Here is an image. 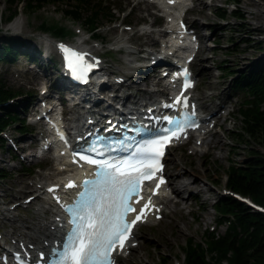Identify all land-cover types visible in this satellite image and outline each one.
Segmentation results:
<instances>
[{"label": "rangeland", "instance_id": "1", "mask_svg": "<svg viewBox=\"0 0 264 264\" xmlns=\"http://www.w3.org/2000/svg\"><path fill=\"white\" fill-rule=\"evenodd\" d=\"M102 1L108 7L115 8V20L112 22L104 19L98 20L96 31L98 36L94 38L95 36L84 24L83 19L77 20L63 14L62 9L65 8V4L49 3L39 10L27 11L24 0H19L16 14L8 20L6 17L11 13L15 4L9 0H0V39L2 36H11L18 42H23L21 50L31 53L35 60V63L31 64L29 58L25 54H20L22 51H18L12 62H0V77L3 78L5 84L21 91L20 97L16 98L17 104L22 106L23 98L26 97V94H31L33 105H38L40 100L36 99L44 88H50L54 92L59 88L58 91L62 92L60 70L56 71L55 49L47 47V44L41 39L43 37L52 38L58 45L62 42L76 44L80 38L81 40L87 39V45L97 46L96 55L105 59L106 68L113 69L112 72L115 71V68L121 69L126 64H123L124 51L111 50V47L117 49L121 43L128 41L127 44L131 49H141L144 54L147 50L153 51V48H161L158 44L153 47L151 45L153 41L143 35L144 30H152L153 22H162V25L155 28L156 31L164 28L166 23L165 19L156 17L153 4L139 3L138 0ZM189 7L187 19L197 28L200 45L194 62L191 64L197 82L193 97L198 104L202 101L205 104L208 103L207 105L210 107L226 104L231 115L226 119L218 117L217 120L208 123L210 126L216 122L211 126L210 131L216 132L224 142V146L217 151L216 148L209 145L203 149V152H195L192 149L194 143L192 138L169 149L166 157V172L169 182L173 185L174 181L169 175L171 169L177 168L191 174L193 168L197 167L200 169L201 179L206 185L204 193L199 198L185 194L186 205L182 204L180 210L167 209L168 216H163L155 223L148 222L140 225L135 231L137 240L130 244V248L126 252L119 255L120 264H185L183 251L189 240L194 243L202 242L209 230L223 233L227 224L218 223L219 216L214 206L219 197L229 193L225 187L227 168L232 163L241 164L248 154L249 145H255L251 141L243 142V140L234 137L236 134L233 132L237 131L241 125L239 110L247 93L235 90L233 76L230 77V74H226L224 69L219 66L226 65L235 73H245L263 59L264 23L259 25L256 16L263 14L264 2L260 0H199L189 1ZM219 7L226 12V17L220 18L217 15L216 9ZM233 10L242 16L233 15L231 13ZM17 18H21L22 25L18 31L13 32L9 26ZM42 23L49 29H54V26L58 25L65 28L68 33H72L66 37L44 33L39 28ZM49 31L53 33L52 30ZM89 36L94 39L88 41ZM154 39L160 41L157 35ZM148 59L143 62L147 64ZM118 72L125 75L122 71L116 70V73ZM132 73L135 75L134 71ZM138 75L145 76L147 74ZM107 78L110 80L112 76L107 75ZM138 87H143L142 91L145 92L150 88V85L149 83L140 84ZM134 89L127 91L132 92L136 90ZM211 94L215 95L205 97ZM60 95L67 104L64 91ZM68 104L70 105V102ZM202 109L205 112L208 111L207 108ZM18 112L23 118V109L19 107ZM223 112L222 110L220 115ZM31 118L33 117L27 116L25 122H29ZM20 126V123L11 125L2 133L5 143L0 147V169L3 173V176H0V209L5 206H15L17 202L23 203L32 193L27 190L21 197L15 199L17 179L21 178L24 181L23 184L31 186L34 181L40 179L38 174L50 173L54 167L53 160L51 165L45 169L39 165L40 159L25 160V153L35 152V149H20L21 151H19V146H28L31 141L37 147L36 136L38 133L34 132L30 135L28 131V134L20 135L18 134ZM29 128L31 129L30 126ZM210 134L209 132L206 134L208 141L212 140ZM42 182L46 185L48 181L42 180ZM171 196L174 197L173 193ZM13 199L15 202L12 201ZM188 205L191 207H187ZM18 211L23 217H32V208H19ZM201 216H205V220L202 221ZM176 222L179 223V228L174 225ZM9 228V223H1L0 234L2 235Z\"/></svg>", "mask_w": 264, "mask_h": 264}, {"label": "trees", "instance_id": "2", "mask_svg": "<svg viewBox=\"0 0 264 264\" xmlns=\"http://www.w3.org/2000/svg\"><path fill=\"white\" fill-rule=\"evenodd\" d=\"M9 1L15 6L7 15L8 20L16 14L19 0ZM49 3L65 4L63 14L77 20L83 19L95 37L98 36V20H115V8L108 7L102 0H24L27 11L39 10ZM216 13L220 18L226 17V12L220 7L216 9ZM231 13L237 17L242 16L235 10ZM54 27L49 29L43 23L39 25L42 32L57 37H66L72 33H68L61 26ZM21 45L23 42H18L11 36H2L0 62H12L18 51H22L20 54H25L29 61L34 60L31 53L21 50ZM219 67L226 74H230V77L233 76L235 90L247 93L239 110L241 125L233 132L236 134L234 137L256 145H249L248 154L241 164L232 163L228 166L225 187L264 207V57L245 73H235L226 65ZM20 95L21 91L8 87L0 77V147L5 143L1 132L11 125L21 124L18 132L20 135L28 131V124L18 112L19 107L23 109V105L17 104L16 100ZM29 97L32 95L26 94L23 104ZM0 176H3L1 169ZM214 208L219 216L218 223L227 224L225 231L218 233L209 230L199 243L189 240L183 251L185 264H264V212L251 207L231 193L219 197Z\"/></svg>", "mask_w": 264, "mask_h": 264}, {"label": "bare ground", "instance_id": "3", "mask_svg": "<svg viewBox=\"0 0 264 264\" xmlns=\"http://www.w3.org/2000/svg\"><path fill=\"white\" fill-rule=\"evenodd\" d=\"M170 1V0H168ZM178 1V0H174ZM192 1H199V0H192ZM138 2H146L148 4H153L154 13L157 14H165V13H176L184 9L186 6L189 7V0H179L174 6H168L167 0H138ZM189 10H187V13ZM263 14H258L256 18L258 19V24L264 23V8L262 9ZM153 22L152 24H154ZM189 28L193 31L190 35L195 36L197 40H199L198 31L197 28L190 24ZM22 25L21 18H17L12 24H10L9 29H11L13 32H16L19 30L20 26ZM262 26V25H261ZM172 38L168 39L165 42L168 46H166V49H169L173 43H176L178 41H182L184 39L183 34H181L178 31H172ZM161 34V35H160ZM165 30H159L156 31L155 29L152 30H144V34L148 36L153 43L151 44L153 47L160 45L161 49L163 46L162 40H156L154 39L155 35H160L161 37L165 35ZM159 37V36H158ZM44 40V42L47 44V47H53L54 49L56 46H58V43L55 42L50 37H43L41 38ZM55 39V38H54ZM59 41V40H58ZM121 41V40H120ZM118 41V42H120ZM123 41V40H122ZM128 42V41H127ZM127 42H123L119 45L117 49L120 51H124L125 59L123 61L124 66L123 68H115V71L112 72L110 68H106V65L103 61H101L100 65H98V76L97 81L95 85H91V88L89 91L85 93H81V87H65L63 82L62 85H60V89L62 92L65 93V101L72 103V105L76 106V110L74 111L75 118L72 119L71 117H66L65 119L69 122L70 127L72 129H78V127L81 125V118H83L82 115H80L79 110L89 111V115L96 116L99 115L100 117L104 116L103 111L105 109H108L107 105L110 103L111 105L114 103L109 102L108 96L105 95V92L113 93L116 97H119V99H131V102L128 104V106H131L134 104V106L137 104L138 106H142L141 103L147 101L146 99L154 98L156 94L164 95L167 92L166 89L162 87L156 88H148L145 92L142 91L143 87H138L140 84L145 85L150 83L148 74L145 76L140 75H134L133 70L136 68L133 66L129 67V63L131 62V59L135 56L136 52H141V49H131L130 46H128ZM87 45V39L80 40L75 44L76 47H80L81 45ZM150 45V46H151ZM195 45H193L194 47ZM88 47V46H86ZM97 46H89V48H85L84 50L88 52L89 55H94V52H96ZM146 54L152 55V50L145 51ZM133 57H132V56ZM97 59V58H96ZM150 61V58L148 59V62ZM31 64L35 63L34 61H30ZM147 62V63H148ZM116 70L122 71V73H125V75L120 74L119 72L116 73ZM155 70V69H154ZM107 75H111L112 79H108ZM147 76V77H146ZM105 79V80H104ZM111 81V82H108ZM135 88V91L129 92L128 89ZM59 88L55 90H51L50 88H45L42 97L44 99H47L51 102H63L61 95L62 92L58 91ZM59 92V93H58ZM215 94L206 95L205 97H213ZM121 97V98H120ZM226 97V96H225ZM88 99L93 106V110L91 108L87 107L86 105H83V100ZM210 99V98H209ZM154 99L153 101H155ZM202 100V99H201ZM226 100V99H225ZM41 101H38V104ZM205 102V101H204ZM212 103V102H211ZM66 104V103H65ZM107 104V105H106ZM153 104V103H152ZM208 104V103H207ZM203 103L202 101L199 102L200 108H207L208 111L205 113L206 115H210L209 121L211 122L212 119L217 120L218 117H221L223 119H226L229 115H231L230 111L227 109L226 104L222 106L217 107H210ZM37 104H35L36 106ZM69 105V104H68ZM27 107L29 108L30 105L28 104ZM135 111L138 112L137 107L135 106ZM224 111L223 114L220 115L221 111ZM98 111V112H97ZM109 116H106L107 118ZM87 119V118H86ZM71 123H74V125H71ZM212 136V140L208 141L206 136V130L204 132H198L193 137L194 143L192 145V149L195 152H203V149L206 148L209 145H212L213 148L221 149L224 146V142L222 139L219 138V136L216 134V132L212 133V130L209 131ZM205 134V135H204ZM209 135V136H210ZM27 142V141H26ZM23 144H25L23 142ZM198 144V145H197ZM33 143L31 146L28 145H20V149H29L30 147L34 146ZM192 151V152H193ZM54 152V151H53ZM37 153V149H35V152L28 151L25 153V157H27L26 160H36L38 158H34V154ZM54 160V167L52 169V172L47 174H38L37 176L40 178L37 181H34L31 186H28L26 184H23L24 181L20 178L16 180V192L14 194L15 199L18 197H21L23 195V192L29 190L32 193L29 195L28 199L23 202L19 203L17 202L15 206H5L4 208L0 209V224L1 223H9L10 228L6 231H4L3 235L5 238V241L8 240L13 243V245H10L11 247H24L26 246V249L33 248L35 250L43 248L45 240H48L49 238L55 239L56 234L58 232V222L61 218L60 212L58 209V204L55 202L54 198H51V185H59L62 186L64 184L65 177L72 176V178L76 177V169L74 167H71L67 164L66 159H61V157L56 162L55 159H57V155L52 157ZM200 169L197 167H194L192 170V175L188 174L186 171H182L180 169H171L169 171V175L171 176V179L174 181L173 185L171 182H169L168 187L163 188L161 190V195L155 196L152 200V204L154 205V210L152 213L148 214L146 217V222L148 223H155L156 215L161 214L163 216H168L167 209L169 210H180L181 205H186V199L185 194H188L190 196H194L195 198H199V196H202L204 193V189L206 188L205 183L202 181V176L200 175ZM76 174V175H75ZM169 179V177H168ZM42 180L48 181L46 185H44V182ZM168 188L170 190H168ZM173 193L174 197L171 196ZM70 194V190L68 191H62L59 195L56 197L58 198H67ZM175 197H178L177 199H174ZM15 199L12 201L15 202ZM17 201V200H16ZM191 207V206H187ZM19 208H25L30 209L32 208V217H23L21 213L18 211ZM158 210H160L158 212ZM201 220H205V216H201ZM19 224V225H18ZM179 228V223L176 222L174 224ZM137 240L136 238V232L133 233L132 239L130 241ZM34 245V246H32ZM36 245V246H35ZM3 252L5 253V248L1 247ZM17 251H22L21 249ZM6 254V253H5ZM1 261V260H0ZM2 263V262H1ZM3 264V263H2ZM8 264V263H7Z\"/></svg>", "mask_w": 264, "mask_h": 264}, {"label": "snow or ice", "instance_id": "4", "mask_svg": "<svg viewBox=\"0 0 264 264\" xmlns=\"http://www.w3.org/2000/svg\"><path fill=\"white\" fill-rule=\"evenodd\" d=\"M61 50L65 54L67 66L77 74L78 78H82L83 73L92 67L85 62L86 53H79L63 46H61ZM183 75L185 76L184 88L187 89L190 85L187 81L186 70ZM182 96L183 93L177 96L172 104H166L164 107L173 108L176 105L186 107V98L182 100ZM156 119L160 120L161 118L157 117ZM162 119L166 125L171 127L164 126L157 129L154 138L147 141L146 146L137 148L133 155H138L139 158L134 163L124 161L127 164V171L107 162L98 165L104 169L113 168L116 173L115 176H112L114 183L111 185L115 195L107 203L103 206H97L95 211L87 212V216L74 212L72 208L66 209L69 213L78 216L82 223L74 227L69 233L63 251L59 254V264H113L111 253L117 244L123 250L124 241L128 238L131 228L143 219L146 214L145 210L150 207L149 201L143 208L139 209L135 219L129 223L126 219L128 214L136 212L129 201L133 196L139 197V190L143 181L153 178L154 172L159 170V156L163 155V146L169 143L172 138H179L176 133L185 126V119L168 116H164ZM124 139L126 140L127 137ZM118 143H122V141ZM108 150L114 151L116 149L110 144ZM84 151L96 153L98 149L93 145ZM78 155L87 163L97 165V161L90 156L79 153ZM109 175L111 176V173ZM68 186L72 187L71 184ZM83 195L84 193H81V196ZM136 202L139 203V198ZM76 207L79 208L80 206L77 205Z\"/></svg>", "mask_w": 264, "mask_h": 264}]
</instances>
